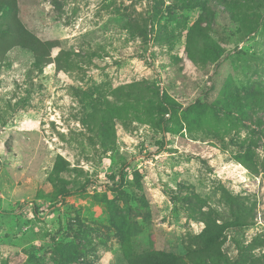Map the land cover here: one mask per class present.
Instances as JSON below:
<instances>
[{"label": "rangeland", "instance_id": "obj_1", "mask_svg": "<svg viewBox=\"0 0 264 264\" xmlns=\"http://www.w3.org/2000/svg\"><path fill=\"white\" fill-rule=\"evenodd\" d=\"M52 63L0 59V264L200 247L264 264V0H17Z\"/></svg>", "mask_w": 264, "mask_h": 264}, {"label": "trees", "instance_id": "obj_2", "mask_svg": "<svg viewBox=\"0 0 264 264\" xmlns=\"http://www.w3.org/2000/svg\"><path fill=\"white\" fill-rule=\"evenodd\" d=\"M58 46L57 40H41L23 25L17 0H0V59L20 48L32 54L34 68H43L52 63L51 52ZM224 229L223 224L207 219L199 235L200 247L183 258L154 250L134 254L126 249L125 260L127 264H221Z\"/></svg>", "mask_w": 264, "mask_h": 264}]
</instances>
